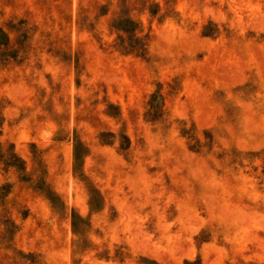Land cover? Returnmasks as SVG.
<instances>
[{
    "label": "rangeland",
    "instance_id": "374dc122",
    "mask_svg": "<svg viewBox=\"0 0 264 264\" xmlns=\"http://www.w3.org/2000/svg\"><path fill=\"white\" fill-rule=\"evenodd\" d=\"M0 264H264V0H0Z\"/></svg>",
    "mask_w": 264,
    "mask_h": 264
}]
</instances>
